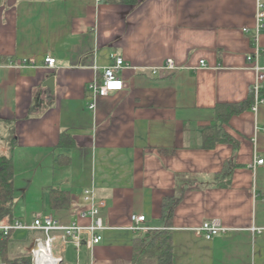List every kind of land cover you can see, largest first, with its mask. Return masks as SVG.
<instances>
[{"label": "crops", "instance_id": "obj_1", "mask_svg": "<svg viewBox=\"0 0 264 264\" xmlns=\"http://www.w3.org/2000/svg\"><path fill=\"white\" fill-rule=\"evenodd\" d=\"M254 15L255 0H0V155L13 164L12 221L87 226L79 215L92 190L104 203L101 242L89 249L82 236L63 252L57 242L61 264H132L144 233L129 230L132 215L170 231L172 264H264V163L254 164L264 160V103L252 111V93L221 127L233 143H212L215 107L244 101L255 81L246 61ZM258 46L264 67V34ZM115 56L129 66L116 73L123 89L93 97L88 85ZM166 60L174 70L158 69ZM62 132L73 147H59ZM51 189L67 202L53 207ZM165 197L179 200L168 225ZM213 219L224 233L195 234ZM20 232L10 247L28 256L35 234Z\"/></svg>", "mask_w": 264, "mask_h": 264}, {"label": "built area", "instance_id": "obj_2", "mask_svg": "<svg viewBox=\"0 0 264 264\" xmlns=\"http://www.w3.org/2000/svg\"><path fill=\"white\" fill-rule=\"evenodd\" d=\"M243 33L247 32V28H243ZM264 34V0H255V15L254 27L251 41V54L246 57V61L252 65L255 72V81L252 85L251 91L254 95V102L251 107L252 111H256L258 106L264 103L260 97V91L264 83V67H259L256 64V56L260 52L258 46V38ZM26 61L21 64L24 65ZM44 63L47 67H54L55 60L52 58H45ZM203 65V62L200 63ZM122 58L115 56L113 63L102 70V77L100 83L92 81L88 88L92 92L93 97H106L113 92H119L123 89L121 80L117 77V71L122 68H128ZM163 71H172L175 66L172 60H166L165 63L158 68ZM156 70H153L155 73ZM90 110L94 109V103L88 105ZM264 130V129H263ZM263 159H255L254 164L262 165ZM83 201L87 204V210L80 213L81 218L90 220L87 226H81L76 222H71L67 225H62L52 216L36 217L30 224L13 221L12 223H0V239L10 235L15 231H27L35 234L32 242L28 248V254L31 258V264H37L38 250H45L48 256L53 257L57 264H61L62 258L53 255V247L57 242L60 243L61 252L64 251V245L67 243L74 244L77 248L81 244L82 236L86 237L89 249L101 242L100 232L105 230L99 218V211L104 207V203L98 200L92 190L83 191ZM131 226L129 230L132 232H146L149 231L145 227V218L140 215H132L130 217ZM259 232V230L253 229ZM226 229L221 225L219 220L213 219L202 222L194 232L197 236L203 237L205 240H210L212 237L224 233Z\"/></svg>", "mask_w": 264, "mask_h": 264}, {"label": "trees", "instance_id": "obj_3", "mask_svg": "<svg viewBox=\"0 0 264 264\" xmlns=\"http://www.w3.org/2000/svg\"><path fill=\"white\" fill-rule=\"evenodd\" d=\"M138 0H99L104 4L134 5ZM264 95V90L262 92ZM252 92L247 99L235 104H220L215 107V140L225 143H233L232 139L222 132L221 127L227 124L230 117L247 110L253 101ZM218 135V139H216ZM208 138V137H207ZM208 141V139H207ZM73 142L67 133L62 132L59 138V147L71 148ZM235 145V144H234ZM61 158L58 163L62 164ZM13 200V164L10 157L0 155V223H12ZM50 201L53 207H58L67 202L66 192L59 189L50 190ZM179 200L173 197H165L161 205V217L169 224L173 210ZM12 234V233H11ZM11 234L0 239V264H29L27 255L15 256L11 250ZM132 264H172V239L168 230L146 231L133 240Z\"/></svg>", "mask_w": 264, "mask_h": 264}, {"label": "bare ground", "instance_id": "obj_4", "mask_svg": "<svg viewBox=\"0 0 264 264\" xmlns=\"http://www.w3.org/2000/svg\"><path fill=\"white\" fill-rule=\"evenodd\" d=\"M37 264H57L53 257H50L45 250H38Z\"/></svg>", "mask_w": 264, "mask_h": 264}, {"label": "water", "instance_id": "obj_5", "mask_svg": "<svg viewBox=\"0 0 264 264\" xmlns=\"http://www.w3.org/2000/svg\"><path fill=\"white\" fill-rule=\"evenodd\" d=\"M54 78H51L50 82L46 85L51 94L54 93Z\"/></svg>", "mask_w": 264, "mask_h": 264}, {"label": "rangeland", "instance_id": "obj_6", "mask_svg": "<svg viewBox=\"0 0 264 264\" xmlns=\"http://www.w3.org/2000/svg\"><path fill=\"white\" fill-rule=\"evenodd\" d=\"M13 234H15V235H17V236H19V235L24 236V235H25V233L20 232V231H18L17 233H13ZM53 253H54V255H56V252H55V251H53ZM67 255H69V253L64 255L65 258H66ZM28 258H29V264H31V258H30L29 255H28Z\"/></svg>", "mask_w": 264, "mask_h": 264}]
</instances>
